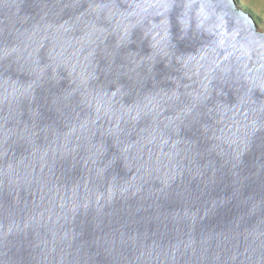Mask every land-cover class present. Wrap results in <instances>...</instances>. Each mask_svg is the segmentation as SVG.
I'll return each instance as SVG.
<instances>
[{"label":"water","instance_id":"obj_1","mask_svg":"<svg viewBox=\"0 0 264 264\" xmlns=\"http://www.w3.org/2000/svg\"><path fill=\"white\" fill-rule=\"evenodd\" d=\"M0 264H264L252 16L0 0Z\"/></svg>","mask_w":264,"mask_h":264},{"label":"rangeland","instance_id":"obj_2","mask_svg":"<svg viewBox=\"0 0 264 264\" xmlns=\"http://www.w3.org/2000/svg\"><path fill=\"white\" fill-rule=\"evenodd\" d=\"M236 4L248 12L255 20L257 30L264 32V0H235Z\"/></svg>","mask_w":264,"mask_h":264},{"label":"snow or ice","instance_id":"obj_3","mask_svg":"<svg viewBox=\"0 0 264 264\" xmlns=\"http://www.w3.org/2000/svg\"><path fill=\"white\" fill-rule=\"evenodd\" d=\"M159 2L163 5L167 3V0H159Z\"/></svg>","mask_w":264,"mask_h":264}]
</instances>
